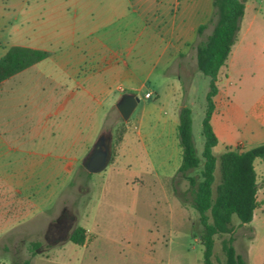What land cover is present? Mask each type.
Here are the masks:
<instances>
[{"label":"crops","instance_id":"1","mask_svg":"<svg viewBox=\"0 0 264 264\" xmlns=\"http://www.w3.org/2000/svg\"><path fill=\"white\" fill-rule=\"evenodd\" d=\"M32 1L0 0V57L15 45L49 52L0 82L1 99L12 81L18 131L12 142L0 135V155L7 147L16 156L28 157L25 167L33 174L31 182L1 177L4 217V208L15 204L16 192L53 190L54 174L85 167L83 160L102 133L110 135L111 145L105 180L112 173L125 174L121 180L127 185L139 181L150 186L161 175L165 181L172 179L181 163L177 124L183 106L191 110L195 141L189 76L198 69L197 28L211 17L213 0H207L210 9L195 24L181 17H187L191 0H184L181 8L180 0ZM187 33H196L195 39ZM233 56L231 47L228 58ZM167 65L173 70L167 72ZM124 94L139 98L127 120L116 108ZM219 94L218 88L211 124L217 140L230 139L226 117L233 113L240 119L241 109L219 103ZM256 117L259 126L254 130H259L252 135L258 136L264 133V100Z\"/></svg>","mask_w":264,"mask_h":264},{"label":"rangeland","instance_id":"2","mask_svg":"<svg viewBox=\"0 0 264 264\" xmlns=\"http://www.w3.org/2000/svg\"><path fill=\"white\" fill-rule=\"evenodd\" d=\"M191 1L187 17L183 14L181 17L195 24L204 20L210 5L207 0ZM32 2L35 5L40 0ZM182 2L185 1L180 0V8ZM190 11L192 17H189ZM215 20L213 7L211 17L204 23L206 27L200 34L197 32L200 40L211 33ZM195 34L187 33V36L193 40ZM236 39L232 45L234 56L228 58L217 75L221 98L218 102L225 101L233 105V109L240 108L242 117L236 119L233 113L229 119L226 117L231 138L220 137L213 147L215 155L222 152L225 145L250 148L264 143V133L252 135L259 130H254L259 126L256 114L264 100V0L244 2ZM166 68L168 72L174 66ZM153 79L156 80V76ZM189 80L192 82L189 103L195 118L194 144L200 155L204 141L200 134L201 120L209 79L193 68ZM2 93L0 135L12 142L18 132L14 123L12 81ZM223 116L225 118V113ZM27 159L5 147L0 155V182L1 177L33 181V174L25 167ZM201 168L202 165L189 173L198 176ZM254 169L259 205L251 222L235 223L232 235L235 250L245 264H264V160L255 159ZM105 170L88 172L83 166L77 173L54 174L53 190L21 189L11 196L15 204L4 208L8 212L5 217L0 205V264L21 263L27 258L30 264H203V246L199 241L201 225L198 212L189 202L190 195L186 194V179L175 174L165 181L161 175L160 181L150 186L148 182L140 184L139 181L127 185L122 183L125 174L121 173H112L105 180ZM174 189L183 193L186 201ZM233 219L238 222L236 217ZM77 226L86 230L82 245L69 240V234ZM223 237L228 234L217 237L216 264L222 259L220 240ZM31 241L40 243L35 255L29 252Z\"/></svg>","mask_w":264,"mask_h":264},{"label":"trees","instance_id":"3","mask_svg":"<svg viewBox=\"0 0 264 264\" xmlns=\"http://www.w3.org/2000/svg\"><path fill=\"white\" fill-rule=\"evenodd\" d=\"M246 0H213L216 14L212 31L196 45V65L198 70L208 77V90L205 95V109L201 120L203 148L197 155L192 136L191 110L188 106L180 109L177 137L181 147V163L177 173L188 181L186 194L190 195V204L198 212L201 225L199 241L203 246V264H216L214 261L217 237L228 234L220 240L222 259L218 264H245L244 259L234 247V225L251 222L253 212L259 205L257 199L258 183L254 169L255 159L264 160V143L250 148L225 146L218 155L213 152L217 136L211 124L215 110V96L218 92L217 75L225 65L229 52L236 40L239 22L244 12ZM206 24H200V34ZM47 50L27 46H11L0 57V82L46 58ZM202 165L199 175H191V170ZM179 197L186 199L183 193L174 189ZM236 217L238 222L233 218ZM69 240L82 245L86 240L83 226L75 227L69 234ZM40 243L31 241L29 252L35 255ZM30 264V258L21 263Z\"/></svg>","mask_w":264,"mask_h":264},{"label":"water","instance_id":"4","mask_svg":"<svg viewBox=\"0 0 264 264\" xmlns=\"http://www.w3.org/2000/svg\"><path fill=\"white\" fill-rule=\"evenodd\" d=\"M139 98L134 94H124L116 103V108L125 120L129 118ZM109 139V142L106 139ZM111 157L110 135L102 133L94 143L87 158L83 160L88 172H98L105 168Z\"/></svg>","mask_w":264,"mask_h":264},{"label":"built area","instance_id":"5","mask_svg":"<svg viewBox=\"0 0 264 264\" xmlns=\"http://www.w3.org/2000/svg\"><path fill=\"white\" fill-rule=\"evenodd\" d=\"M150 95H151L150 92L145 93L146 97H149Z\"/></svg>","mask_w":264,"mask_h":264}]
</instances>
